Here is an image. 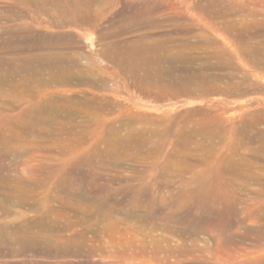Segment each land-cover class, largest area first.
Wrapping results in <instances>:
<instances>
[{"label":"rangeland","instance_id":"1","mask_svg":"<svg viewBox=\"0 0 264 264\" xmlns=\"http://www.w3.org/2000/svg\"><path fill=\"white\" fill-rule=\"evenodd\" d=\"M60 1L0 0V264H264V0H121L94 31L59 24ZM120 47L195 76L190 92L132 86ZM79 234L77 257L20 250Z\"/></svg>","mask_w":264,"mask_h":264},{"label":"bare ground","instance_id":"2","mask_svg":"<svg viewBox=\"0 0 264 264\" xmlns=\"http://www.w3.org/2000/svg\"><path fill=\"white\" fill-rule=\"evenodd\" d=\"M34 1V0H33ZM47 1H49V0H47ZM121 0H61L60 2H58V3H54V6H55V8H56V10L58 9V11H59V13H65V14H67V16L68 15H70L71 17H72V20H70V19H68V20H64V16H61V18H63L62 19V21H59L60 23L59 24H62V23H64V24H66V23H68V24H70V25H74V26H83V27H88V28H90V29H92L93 31L94 30H97L98 29V27H99V25H100V19L102 18V16H100V15H96V16H93L92 15V12H94V10L93 9H95V7L96 6H98V7H100V6H102L103 7V5H109V6H111V7H113V6H115V5H117L119 2H120ZM40 2H41V0H40ZM45 3H46V1H45ZM50 4H51V2H50ZM46 5V4H45ZM118 5H120V4H118ZM127 5V4H126ZM54 6H53V8H54ZM62 6V7H61ZM108 7V6H107ZM49 8V7H48ZM101 8V7H100ZM100 8H98V9H100ZM44 9V8H43ZM84 10H88L89 11V13H87V11L86 12H84ZM101 12H103L102 10H100ZM96 12V11H95ZM94 12V13H95ZM100 12V13H101ZM137 12H139V11H137ZM143 12H144V10H143ZM241 12V11H240ZM50 13H51V10H50ZM55 13H57V12H55ZM54 13V14H55ZM48 14V13H47ZM53 14V13H52ZM105 14V13H104ZM124 15V14H123ZM132 15V14H131ZM136 15V14H135ZM50 16V15H49ZM55 17H56V15H55ZM131 17V16H130ZM148 17H150V16H148ZM152 17V16H151ZM53 18V17H52ZM67 18H69V17H67ZM223 18V17H222ZM138 19V18H137ZM52 20V19H51ZM124 20V19H123ZM140 20H141V17H140ZM150 20V19H149ZM152 20V19H151ZM228 20V19H227ZM237 20V19H236ZM125 21H126V19H125ZM124 21V22H125ZM130 21V20H129ZM139 21V20H138ZM142 21H144V20H142ZM232 21V20H231ZM235 21V20H234ZM240 21V20H239ZM123 22V23H124ZM141 22V21H140ZM147 22V21H146ZM223 22V21H222ZM228 22V21H227ZM53 23V22H52ZM113 23V22H112ZM115 23H116V21L114 22V25H115ZM135 24V23H134ZM233 24H234V22H233ZM249 24V23H248ZM114 25H112V26H114ZM127 25H128V23H127ZM141 25V24H140ZM181 25V24H180ZM225 25V24H224ZM136 26V25H135ZM137 26H139V25H137ZM250 26V25H249ZM59 27H62V26H59ZM110 27H111V25H110ZM126 27V26H125ZM128 27V26H127ZM181 28H183V27H181ZM263 28V27H262ZM185 29V28H184ZM132 30V29H131ZM180 30V29H179ZM120 31V30H119ZM135 31V30H134ZM173 31V30H172ZM183 31V30H182ZM250 31H252V30H250ZM116 32V31H115ZM176 33V32H175ZM249 33V32H248ZM113 35V34H112ZM111 36V35H110ZM109 36V37H110ZM152 36V35H151ZM146 37V36H145ZM188 38V37H187ZM250 38H253L252 36L250 37ZM254 39V38H253ZM73 40V39H72ZM209 40V39H208ZM242 40V39H241ZM114 41V40H113ZM112 41V42H113ZM172 41V40H171ZM116 42V41H115ZM141 42V41H140ZM252 42V41H251ZM250 42V43H251ZM253 42H254V40H253ZM262 42V41H261ZM72 43V42H71ZM79 43V42H78ZM118 43V42H117ZM123 43V42H122ZM131 43V42H130ZM234 43V42H233ZM245 43V42H244ZM77 44V43H76ZM76 44H75V48H77L76 47ZM114 44V43H113ZM136 44V43H135ZM119 45H121V43L119 44ZM125 45V44H124ZM137 45V44H136ZM139 45V44H138ZM255 45V44H254ZM70 46V45H69ZM73 46V45H72ZM127 46V45H126ZM131 46V45H130ZM133 46V45H132ZM152 46V45H151ZM206 46V45H205ZM259 46H261V45H259ZM68 47V46H67ZM109 47H111L110 45L107 47V48H109ZM136 47V46H135ZM138 47V46H137ZM155 47V46H154ZM153 47V48H154ZM246 47V46H245ZM258 47V46H257ZM82 48V47H81ZM121 48L122 47H120V49L119 48H114V52H115V57L113 58V62H115L116 64L117 63H120V65H124L125 67L124 68H126L127 69V67H131V73L134 75L133 77L135 78V83L132 85V86H134V87H137V86H141V87H147V86H151V85H155L156 83H158V82H162V83H168L169 85H171L172 86V89L174 90V92H175V95L176 96H179V95H183V94H187L188 92H190V90L188 89V86H186V83L188 84V83H192L193 81H194V79H195V76H192V75H190V74H185V75H183V74H176L175 73V69L173 68V67H171L169 70H166V71H163L162 70V68L161 67H154L155 65H156V63H157V65L159 66L160 64H163V62H162V59L160 60L159 58L158 59H155V58H153V57H150V56H145L144 55V57H142L141 56V54H143V53H145L146 51H144V48H143V50H139L137 53H135V54H132V55H129L128 57L126 56H124V54L122 53L123 51H121ZM160 48H162V46L160 47ZM198 48V47H197ZM79 49V48H78ZM137 49V48H136ZM156 49H157V47H156ZM158 49H159V47H158ZM168 49V48H167ZM220 49V48H219ZM242 49V48H241ZM74 50V49H73ZM75 50H77V49H75ZM108 50V49H107ZM107 50H105V51H107ZM111 50V49H110ZM123 50V49H122ZM127 50H128V48H127ZM130 50V49H129ZM135 50V49H134ZM85 51V50H84ZM109 51V50H108ZM107 51V52H108ZM156 51V50H155ZM160 51H162V50H160ZM258 51V50H257ZM24 52V51H23ZM38 52V51H37ZM81 52H83V50L81 51ZM85 52H87V51H85ZM134 52H136V51H134ZM133 52V53H134ZM255 52V51H254ZM22 53V52H21ZM56 53V52H55ZM127 53V52H126ZM129 53H130V51H129ZM128 53V54H129ZM153 53V52H152ZM182 53V52H181ZM257 53V52H256ZM43 54V53H42ZM47 54V53H46ZM54 54V53H53ZM79 54V53H78ZM82 54V53H81ZM90 54V53H89ZM146 54V53H145ZM148 54H149V52H148ZM162 54V53H161ZM206 54V53H205ZM218 54V53H217ZM26 55H28V54H26ZM56 55V54H55ZM60 55H62V53L60 54ZM112 55H113V53H112ZM211 55V54H210ZM209 55V56H210ZM213 55V54H212ZM245 55H246V53H245ZM21 56V55H20ZM42 56V55H41ZM66 57H68L67 55H65ZM72 56V55H71ZM87 56V55H86ZM107 56V55H106ZM105 56V57H106ZM227 56V55H226ZM253 56V55H252ZM27 57V56H26ZM44 57V56H43ZM75 57V56H74ZM73 57V58H74ZM80 57V56H79ZM90 57V56H89ZM88 57V58H89ZM155 57V56H154ZM216 57V56H215ZM65 58V57H64ZM76 58H77V56H76ZM92 58H93V56H92ZM213 58V57H212ZM50 59H51V57H50ZM66 59V58H65ZM79 59V58H78ZM90 59V58H89ZM200 59V58H199ZM204 59V58H203ZM231 59V58H230ZM18 60V59H17ZM164 60V59H163ZM243 60V59H242ZM52 61V60H51ZM51 61H49L48 63L50 64V67H51ZM65 61V60H64ZM75 61V62H74ZM73 61V64L72 65H75V66H77V65H79V63L77 62V60H74ZM93 61H94V59H93ZM211 61V60H210ZM253 61V60H252ZM87 62H88V60H87ZM172 62H176V60H173ZM195 62V61H194ZM197 62V61H196ZM214 62V61H213ZM229 62V61H228ZM231 62V61H230ZM240 62H241V60H240ZM94 63H95V61H94ZM160 63V64H159ZM189 63V62H188ZM193 63V62H192ZM201 63V62H200ZM234 63V62H233ZM260 65H262V66H264V61H262V60H260L259 62H258ZM27 64V63H26ZM41 64V63H40ZM54 65H56V67L57 68H59L60 69V71H62V75L63 76H65V77H67V76H69L68 75V72H69V69H68V66H66V64L63 62V61H61V60H58L57 59V61H55L54 63H53ZM88 64V63H87ZM110 64V63H109ZM164 64H166V61H165V63ZM163 64V65H164ZM184 64V63H183ZM186 64V63H185ZM92 65V64H91ZM118 65V64H117ZM189 65V64H188ZM232 65H234V64H232ZM48 66V65H47ZM112 66V65H111ZM114 66V65H113ZM178 66V65H177ZM52 67H54V66H52ZM91 67V66H90ZM109 67V66H108ZM165 67H166V65H165ZM25 68V67H24ZM55 68V67H54ZM69 68H71V67H69ZM99 68V67H98ZM105 68H107V67H105ZM104 68V69H105ZM113 68H115V67H113ZM123 68V69H124ZM169 68V67H168ZM178 68V67H177ZM9 69V68H8ZM22 69V68H21ZM53 69V68H52ZM207 69V68H206ZM222 69V68H221ZM255 69V68H254ZM15 70V69H14ZM47 70V69H46ZM51 70V69H50ZM49 70V71H50ZM88 70L89 69H87V72H88ZM99 70V69H98ZM110 70V69H109ZM125 70V69H124ZM136 70H143L144 71V73L143 74H140L139 72H136ZM178 70V69H177ZM204 70V69H203ZM214 70V69H213ZM216 70V69H215ZM223 70V69H222ZM38 71V70H37ZM48 71V72H49ZM71 71H73V70H71ZM96 71V70H95ZM101 71V70H100ZM105 72H107L108 71V68H107V70L105 69L104 70ZM103 71V72H104ZM111 71V70H110ZM114 71H115V69H114ZM113 71V72H114ZM126 71V70H125ZM218 71V70H217ZM236 71V70H235ZM86 72V73H87ZM89 72H90V70H89ZM91 72H93L92 71V69H91ZM90 72V73H91ZM99 72V71H98ZM127 72V71H126ZM195 72V71H194ZM204 72H205V70H204ZM225 72V71H224ZM238 72V71H237ZM248 72V71H247ZM58 73V72H57ZM94 73V72H93ZM92 73V74H93ZM101 73V72H100ZM117 73H118V70H117ZM119 73H120V71H119ZM255 73V72H254ZM48 74V73H47ZM52 74V73H51ZM61 74V73H60ZM91 74V75H92ZM110 74V72L108 71V75ZM113 74V73H112ZM114 74H115V72H114ZM239 74V73H238ZM77 75H78V73H77ZM81 75V74H80ZM94 75V74H93ZM106 75H107V73H106ZM117 75V74H116ZM121 75V74H120ZM119 74H118V77L120 76ZM126 75V74H125ZM248 75V74H247ZM62 76V77H63ZM130 76V75H129ZM234 76V75H233ZM117 77V78H118ZM121 77V76H120ZM122 77H124V76H122ZM245 77V76H244ZM64 78V77H63ZM62 78V79H63ZM76 78V77H75ZM81 78V77H80ZM104 78V77H103ZM102 78V79H103ZM115 78V77H114ZM129 78V77H128ZM131 78V77H130ZM66 79V78H65ZM71 79V78H70ZM109 79V78H108ZM67 80H69V79H67ZM66 80V81H67ZM117 80V79H116ZM116 80H115V82H116ZM70 81V80H69ZM73 81V80H72ZM77 81V80H76ZM80 81L83 83V82H85V83H87L86 81H82L81 79H80ZM103 81V80H102ZM129 81H130V79H129ZM74 82V81H73ZM112 82V81H111ZM131 82V81H130ZM48 83V82H47ZM51 83V82H50ZM75 83V82H74ZM102 83V82H101ZM124 83V82H123ZM45 84V83H44ZM77 84V83H76ZM80 84V83H79ZM91 84L92 83H90V86H91ZM97 84V83H96ZM110 84V83H109ZM127 84V83H126ZM129 84V83H128ZM159 84V83H158ZM212 84V83H211ZM244 84V83H243ZM51 85V84H50ZM125 85V84H124ZM200 85V84H199ZM244 85H246V84H244ZM92 86H93V84H92ZM92 86H91V88H92ZM121 86V85H120ZM156 86H159V85H156ZM165 86V85H164ZM250 86V85H249ZM61 87V86H60ZM99 87V86H98ZM127 87V86H126ZM128 87H129V85H128ZM134 87H132V88H134ZM125 88V87H124ZM148 88V87H147ZM89 89V88H88ZM100 89H101V87H100ZM111 89V88H110ZM126 89V88H125ZM93 91H94V89H92ZM95 90H96V87H95ZM113 90V89H112ZM118 90H120L121 91V89H119L118 88ZM104 91V90H103ZM116 91H117V89H116ZM137 91V90H136ZM150 91V90H149ZM131 92H132V90H131ZM116 93V92H115ZM132 94V93H131ZM102 95V94H101ZM144 96V95H143ZM170 97V96H169ZM102 99V98H101ZM91 101V100H90ZM96 101H98V100H96ZM94 104V103H93ZM90 105V104H89ZM102 105V104H101ZM100 105V106H101ZM221 107V106H220ZM103 108V107H102ZM101 108V109H102ZM126 109V108H125ZM93 110V109H92ZM95 111H97L98 112V110H95ZM113 111V110H112ZM123 111V110H122ZM225 111V110H224ZM94 112V111H93ZM105 112V111H104ZM93 114V113H92ZM109 114H111V113H109ZM120 114V113H119ZM127 114H129V113H127ZM90 115V114H89ZM94 115H97V117L99 116V112H98V114H94ZM100 115H102V114H100ZM104 115V114H103ZM122 115V114H121ZM204 115H206V114H204ZM125 116V115H124ZM129 116V115H128ZM201 117V116H200ZM103 118V117H102ZM264 118V117H263ZM157 119V118H156ZM41 120V119H40ZM39 120V121H40ZM125 120V119H124ZM128 120V119H127ZM97 121V120H96ZM121 122V121H120ZM128 122V121H127ZM157 122V121H156ZM159 122H161V121H159ZM220 122V121H219ZM88 123V122H87ZM100 123V122H99ZM126 123V122H125ZM87 125H89V124H87ZM211 125V124H210ZM25 126V125H24ZM126 127V126H125ZM130 127V126H129ZM225 128V127H224ZM31 129V128H30ZM38 129V128H37ZM104 129V128H103ZM107 129V128H106ZM35 130V129H34ZM133 130V129H132ZM37 131V130H36ZM35 131V132H36ZM117 131V130H116ZM141 130H139V132H140ZM35 132H34V134H35ZM105 132V131H104ZM138 132V131H137ZM136 132V133H137ZM144 132V131H143ZM153 133H154V131H152ZM171 132V131H170ZM131 133V132H130ZM153 133H152V135H153ZM210 133V132H209ZM140 134V133H139ZM158 134V133H157ZM165 134V133H164ZM193 135V134H192ZM195 135V134H194ZM204 135V134H203ZM219 135V134H218ZM36 136V135H35ZM252 136V135H251ZM133 137V136H132ZM141 137V136H140ZM131 140H132V138H131ZM248 140V139H247ZM253 140V139H252ZM258 140V139H257ZM261 140V139H260ZM107 141V140H106ZM31 142V141H30ZM218 143V142H217ZM226 157V156H225ZM228 157V156H227ZM222 164V163H221ZM227 163H225V165H226ZM233 165V164H232ZM229 167V166H228ZM232 167V166H231ZM235 169V168H234ZM237 169V168H236ZM202 172V171H201ZM229 172V171H228ZM237 172V171H236ZM211 174V173H210ZM217 174V173H216ZM230 175V174H229ZM196 176V175H195ZM248 176V175H247ZM248 178V177H247ZM5 179V178H4ZM260 179V178H259ZM2 180V179H1ZM231 180V179H230ZM229 180V181H230ZM251 180V179H250ZM5 181H6V179H5ZM47 180H43V183L44 182H46ZM214 181V180H213ZM256 181V180H255ZM255 183V182H254ZM42 184V183H41ZM190 184V183H189ZM217 184V183H216ZM11 185V184H10ZM27 185V184H26ZM228 185H229V183H228ZM39 187V186H38ZM64 187V186H63ZM67 188L69 187L70 189H73V186H72V181L69 183V185H67L66 186ZM87 187V186H86ZM9 188V187H8ZM28 188V187H27ZM30 188V187H29ZM11 189V188H10ZM19 189V188H18ZM65 189V188H64ZM215 189V188H214ZM218 190V189H217ZM19 191V190H18ZM22 191V190H21ZM24 191V190H23ZM22 191V192H23ZM28 191V190H27ZM229 191V190H228ZM24 192H26V191H24ZM87 192V191H86ZM216 192V191H215ZM2 193V192H1ZM29 193V192H28ZM3 194H5V193H3ZM21 193L19 192V195H20ZM2 195V194H1ZM0 195V196H1ZM9 196V195H8ZM11 196H14L15 197V195H11ZM4 197H5V195H4ZM20 197H21V195H20ZM2 198V197H1ZM0 198V199H1ZM26 197H24V199H25ZM15 199H17V197L15 198ZM27 199V198H26ZM3 200V199H2ZM5 200H6V198H5ZM10 200V199H9ZM11 200H13V198L11 199ZM25 201V200H24ZM136 201V200H135ZM11 202V201H10ZM21 202L22 201H20L19 200V198H18V200H16V202H14V203H16V205L18 206V205H20L21 204ZM95 203V202H94ZM105 204V203H104ZM22 205V204H21ZM127 205V204H126ZM6 206V205H5ZM79 206V205H78ZM85 206H87V205H85ZM97 206V205H96ZM114 206V205H113ZM112 206V207H113ZM128 206V205H127ZM110 207V206H109ZM115 207V206H114ZM125 207V206H124ZM69 208V207H68ZM106 208H107V206H106ZM111 208V207H110ZM110 208H108V209H110ZM167 208V207H166ZM105 209V208H104ZM113 209V208H112ZM130 209V208H129ZM133 210V209H132ZM43 211H46V210H40V208L38 207L37 209H36V213L37 214H41V213H44ZM73 211H75L76 213H80V209H75V210H73ZM115 211V210H114ZM131 211V210H130ZM134 211V210H133ZM48 212H50V210H48ZM103 212V211H102ZM47 213V212H46ZM119 213V212H118ZM128 213V212H127ZM134 213V212H133ZM83 214V213H82ZM84 214H85V212H84ZM129 215V214H128ZM133 214L131 213V216H132ZM138 216V215H137ZM86 217V216H85ZM149 218V217H148ZM158 219V218H157ZM168 219V218H167ZM165 222V221H164ZM167 222V221H166ZM158 224H160V223H158ZM232 224V223H231ZM28 226V225H27ZM57 228V225H56V222H53L52 224H48L47 222L45 223V224H41L40 225V229L42 230H47V231H50V230H53L54 231V229H56ZM172 229V228H171ZM178 229V228H177ZM182 230V229H181ZM177 232V231H176ZM198 235V234H197ZM263 235V234H262ZM251 236V235H250ZM24 237H26V236H24ZM12 239V238H11ZM22 239V238H21ZM26 239V238H25ZM24 238L22 239V240H24V242H23V244L21 245V247H20V250H21V253H25L24 251H26V250H28L29 248H31V249H37V250H40L42 253H44V254H49V255H51V253H53V257L54 258H61V257H66V256H68V255H72V256H75V257H77V256H80L84 251H85V249L87 248V245H86V243H87V240L82 236V235H78V236H64V235H59V236H54V235H38V236H36V237H27V239L25 240ZM257 241V240H256ZM6 242V241H5ZM11 242V241H10ZM186 242V241H185ZM7 243H9V242H7ZM18 243V242H17ZM115 244V243H114ZM13 245V243H10V246H12ZM16 246V245H15ZM17 247V246H16ZM16 247L14 248V247H11V250L13 251V252H16ZM257 247V246H256ZM263 247V246H262ZM19 248V247H18ZM17 248V249H18ZM171 248V247H170ZM159 249H160V247H159ZM158 249V250H159ZM144 250V249H143ZM142 250V251H143ZM36 252V251H35ZM126 252V251H125ZM11 253V252H10ZM90 253H92L91 251H90ZM135 253V252H134ZM137 253V252H136ZM145 253V252H144ZM119 254V253H118ZM117 254V255H118ZM87 255V254H86ZM101 255H102V257H101V261L103 262V261H105V260H107L108 258H110V255H108L104 250H101ZM124 255H126V254H124ZM136 255V254H135ZM140 255V254H139ZM16 256V255H15ZM48 256V255H47ZM92 256H93V254H92ZM150 256H152V255H150ZM188 256V255H187ZM143 257V256H142ZM123 258V257H122ZM128 258V257H127ZM130 258V257H129ZM137 258V257H136ZM140 258V257H139ZM149 258V257H148ZM138 259V258H137ZM145 259H146V257H145ZM143 261H145V260H143Z\"/></svg>","mask_w":264,"mask_h":264}]
</instances>
